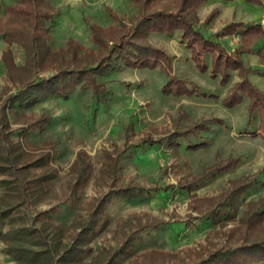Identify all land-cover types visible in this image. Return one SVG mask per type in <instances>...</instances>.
I'll use <instances>...</instances> for the list:
<instances>
[{
	"label": "rangeland",
	"instance_id": "obj_1",
	"mask_svg": "<svg viewBox=\"0 0 264 264\" xmlns=\"http://www.w3.org/2000/svg\"><path fill=\"white\" fill-rule=\"evenodd\" d=\"M208 1L197 8L199 23L206 34L224 45L228 53L233 52L243 39L237 32L226 34L234 39L226 45L221 40L225 35L217 36L218 30L210 29L218 12L210 23L204 21L216 8L206 15L200 16L199 12L200 6ZM9 2L12 0H0L1 5ZM49 2L56 17L46 44L57 50L66 48L68 42L74 40L80 53L98 49L87 20L106 27L115 23L110 10L126 19L138 12V6L132 0ZM174 2L162 0L161 5L174 8ZM0 9L2 12L3 6ZM0 25L9 29L24 28L27 22L3 15ZM181 33V30L172 33L154 31L149 40L174 56L172 65L176 76L194 81L208 95L165 92L163 87L169 76L161 65L152 68L124 66L100 78L108 87L107 100H102L92 90L78 88L68 98L45 97L32 105L7 108L10 125L5 130L9 131L10 140H20L31 155L26 161L47 150L52 153L50 162L55 174L41 198L28 203V210L35 215L40 210L57 207L59 212L45 217L47 220L41 217L36 224L43 226L52 222L49 232L56 230L53 223L65 229L58 246L60 250L73 241L77 229L81 228L79 221L88 219L94 205L111 188H167L134 199L116 196L108 206L109 223L88 243L92 251L84 255L85 264L106 263L129 237L134 240L130 242L128 252L117 254L112 264L191 263L213 249L242 242L245 234L252 231L237 229L240 219L264 209V130L259 114L250 112L247 96L232 107L223 102L233 84L241 80L238 71L232 70L230 83L223 85L222 77H214L211 69L200 70L191 49L181 41ZM263 44L264 39H258L253 51H244L242 56L245 60V54L256 53L263 66L252 67L264 73V61L257 52ZM5 54L9 56L8 63ZM63 57L70 59L71 54ZM26 60L22 41L8 40L0 28V108L22 86L19 77H25V73L22 74L18 67ZM57 65L56 59L52 63L46 61L36 73L49 75L56 71ZM254 73L264 76L261 72H250L249 79L253 83L251 76ZM0 115H3V109H0ZM42 115L50 118L43 124L45 129L38 126L23 137L20 128ZM202 121L203 126L189 132L187 137L166 139L177 128L186 131ZM146 138L161 142L142 146ZM110 153L118 162L112 173L106 171L112 161ZM238 156L242 159L235 168L213 176L200 186L190 189L180 186L191 182L210 166ZM44 170L46 167L34 166L29 169V175L33 177ZM256 174L260 181L242 194L235 206L229 207L231 214L217 219L207 216L208 210L215 206L208 197H218L231 189L233 180L248 181ZM81 178L84 182L76 186ZM2 194L4 187L0 185V196ZM73 224H78V228H70ZM0 264H15L1 238Z\"/></svg>",
	"mask_w": 264,
	"mask_h": 264
},
{
	"label": "trees",
	"instance_id": "obj_2",
	"mask_svg": "<svg viewBox=\"0 0 264 264\" xmlns=\"http://www.w3.org/2000/svg\"><path fill=\"white\" fill-rule=\"evenodd\" d=\"M132 1L138 6V12L128 19L110 10L115 21L113 24L104 27L87 20L98 49L84 53H80V47L74 40H70L66 48L57 50L50 49L46 44L53 27L52 22L56 17L49 0H12L4 5L0 4V7L3 6L0 24L3 15L8 18L18 17L21 22H27V27L24 28L9 29L0 25L5 38L22 41L27 57L26 63L18 67L22 74L25 73V77H19L22 86L12 93L0 108L3 109V115H0V174L3 175L0 178V185L4 187V194L0 196V238L6 244V252L12 256L15 264H85L84 255L92 251V246L88 247V243L109 223L108 206L116 196L134 199L139 196H150L155 191L161 192L167 188L142 186L111 188L94 205L88 219L79 221L81 228L77 229L73 241L65 249L60 250L58 246L62 243L65 229L53 223L56 230L49 232L52 222L48 221L43 226L36 224L41 217L50 218L52 213L59 212L57 207L54 205L49 209L40 210L35 215L28 210V203L41 198L45 187L55 174L50 162L52 153L47 150L38 157L26 161L31 155L20 140H10L9 131L5 130V127L10 125L6 113L8 107L32 105L45 97L68 98L78 88L83 91L92 90L102 100H107L108 87L100 78L109 71L124 66L152 68L161 65L169 76L168 83L163 87L165 92L208 95L202 92L201 87L194 81L176 76L172 65L174 56L149 40L150 34L154 31L172 33L181 30V41L191 49L192 57L200 70L211 69L214 77H222L223 85L230 83L232 70L238 71L241 80L233 84L223 102L232 107L241 103L244 96L249 97L250 112H258L264 130V90L249 79L250 72H263L259 68L246 65L242 56L244 51H253V45L258 39H264V25L254 23L243 27V22L232 21L218 30L217 36L237 32L243 39L241 45L228 53L224 45L206 34L199 23L197 8L206 0H175L174 8L168 7L167 4L161 5L162 0ZM248 1L262 3V0ZM217 12V9L213 10L204 22L210 23ZM257 52L264 61V44ZM67 53L71 54L70 59L63 57ZM4 58L8 63L9 56L5 54ZM55 59L58 62L55 72L49 75L36 73L46 61L52 63ZM46 121H50V118L42 115L22 126L20 134L27 137L38 126L44 130L43 124ZM203 122L191 126L186 131H178L177 128L166 139L174 136L187 137L189 132L199 130ZM253 134L257 132L253 131ZM159 142L161 140L146 138L141 145ZM109 155L112 161L107 165L106 171L112 173L116 171L118 162L111 153ZM241 159L240 156L231 157L214 164L201 175L194 177L191 182L180 186L185 189L200 186L213 176L235 168ZM77 161L79 162V159ZM34 166L46 167V170L30 177L29 169ZM258 176L259 174H256L248 181L233 180L231 189L218 197H208L207 200L215 202V206L207 211V216L217 219L231 214L229 207L235 206L242 194L258 184L260 181ZM83 179L81 178L75 185L80 186L84 182ZM246 215L247 217L240 219V225L236 228L252 232H247L242 242L213 249L185 264H264V209ZM72 227L76 229L78 224H73L70 228ZM60 228L62 230L58 231ZM133 240L129 237L119 246L116 254L102 264H112L117 254L128 252Z\"/></svg>",
	"mask_w": 264,
	"mask_h": 264
},
{
	"label": "crops",
	"instance_id": "obj_3",
	"mask_svg": "<svg viewBox=\"0 0 264 264\" xmlns=\"http://www.w3.org/2000/svg\"><path fill=\"white\" fill-rule=\"evenodd\" d=\"M213 8L217 9L218 14L212 23V27L210 28L212 31H217L227 22L232 21L243 22V27L254 23H261L264 25V0H262V3H256L248 0H209L200 6V16L201 14L206 15L207 12ZM221 40L226 45H230L234 42L231 35H225L221 37ZM244 57L246 63L251 66H263L260 62V57L256 53H247ZM251 77L252 80L264 90V76L254 73Z\"/></svg>",
	"mask_w": 264,
	"mask_h": 264
}]
</instances>
